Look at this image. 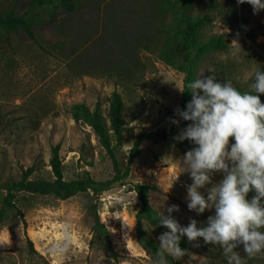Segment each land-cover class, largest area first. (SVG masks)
<instances>
[{
	"label": "rangeland",
	"instance_id": "1",
	"mask_svg": "<svg viewBox=\"0 0 264 264\" xmlns=\"http://www.w3.org/2000/svg\"><path fill=\"white\" fill-rule=\"evenodd\" d=\"M210 31L229 35L231 49L221 57L232 65L233 84L250 87L254 72L264 71V12H241L240 21L232 27L216 16ZM141 55L146 72L139 79L132 99L136 100L141 113L130 121L134 115L131 101L114 79L91 75L70 79L69 70L60 59L36 47L0 48V182L18 177L36 160L41 168L32 177L49 178L47 164L54 145L59 146L65 179L85 173L95 180L111 178V161L93 132L71 117L69 108L74 103L106 110L112 91L121 92L126 105V128H132L130 134L127 132V140L142 131L155 132L172 124L169 118L174 117L179 107L183 74L161 63L154 55L146 52ZM40 96L39 103L46 104L48 111L39 123L33 124L32 111L27 107ZM83 144L90 149L86 161L91 165L81 158ZM129 147L130 143H125L123 152ZM184 154L168 138L158 142L150 140L142 145L124 182L97 197L91 191L65 200L19 195L17 204L22 217L10 213L5 224L0 225V264H152L136 238L135 214L139 202L132 190L133 184L156 186L150 193L149 203L158 212V205L163 201L161 210L165 214L167 206L179 205V211L172 215L182 226H186L190 218L214 214V210L197 214L187 208L186 186L192 180L188 173H180L174 181ZM221 177L222 173H216L212 182H218ZM210 186L206 185L201 191L207 194ZM93 204L109 231L115 257L90 244ZM159 235L155 234L157 238ZM28 240L34 251L29 248ZM190 244V250L176 259L182 264H209L199 242L190 241Z\"/></svg>",
	"mask_w": 264,
	"mask_h": 264
},
{
	"label": "trees",
	"instance_id": "2",
	"mask_svg": "<svg viewBox=\"0 0 264 264\" xmlns=\"http://www.w3.org/2000/svg\"><path fill=\"white\" fill-rule=\"evenodd\" d=\"M250 11H253L251 5L238 4L237 0H0V48L36 47L42 53L60 59L68 68L70 79L83 75L114 79L129 96L134 113L129 120L133 121L141 111L136 100L132 99L139 79L146 72L141 52L154 55L161 63L182 73V88L201 74L211 75L209 68L214 69L219 82L231 80L232 65L221 57L231 49L229 35L211 32L210 27L216 16L232 27L240 21L241 12ZM234 86L241 91L250 90L244 84ZM259 95L264 102V94ZM190 99L191 93L185 89L179 98V108L184 109ZM40 100L41 96L35 98L27 107L29 112L32 111L30 121L33 124L39 123L48 111ZM125 108L123 95L116 90L112 91L106 110L99 106L91 109L81 102L69 108L73 120L88 126L105 151L112 165L111 178L95 180L85 173L71 180L65 179L59 146L54 145L47 164L49 178L32 177L41 168L36 160L18 177H8L0 182V225L5 224L10 213L22 217L17 204L19 195L53 196L65 200L91 191L97 197L122 184L146 141L158 142L168 138L182 153L194 147L189 140L174 139L191 123L184 120L179 126L170 124L155 132L142 131L127 140V132L130 134L132 128H126ZM125 143H130L126 153L122 150ZM89 152L90 149L83 144L81 158L91 165L86 161ZM155 189L156 186L144 183L132 185L139 202L135 214L137 242L152 264L159 248L155 234L167 230L157 224L159 212L149 203L150 193ZM253 194L250 192L249 198ZM92 211L90 244L115 257L109 231L100 221L96 204H93ZM207 217L206 214L205 218L196 219L198 227L201 222L206 223ZM198 242L209 264H227L219 246L204 244L202 238ZM28 245L33 250L30 240ZM180 246L185 249V254L190 250L191 244L186 236L181 239ZM237 250L245 264H264V254L249 258L242 245ZM167 264L182 263L168 256Z\"/></svg>",
	"mask_w": 264,
	"mask_h": 264
},
{
	"label": "clouds",
	"instance_id": "3",
	"mask_svg": "<svg viewBox=\"0 0 264 264\" xmlns=\"http://www.w3.org/2000/svg\"><path fill=\"white\" fill-rule=\"evenodd\" d=\"M237 3H248L254 14L264 10V0ZM208 71L211 75L201 74L179 87L181 92L190 91L191 99L184 109L177 107L169 120L177 126L181 120L190 121L174 139L194 145L179 161L174 181L180 173H188L192 183L186 186L187 208L197 214L214 210V214L199 227L194 218L182 226L172 215L179 205L167 206L165 214L164 201L159 204L157 224L167 230L158 237L154 264H167L168 256L182 257L185 249L180 242L185 236L219 246L227 264H245L237 250L241 245L249 258L264 254V102L259 95L264 94V71L254 72L248 91L231 80L219 82L214 69ZM216 173H222V179L213 183ZM206 185H211L207 194L201 191Z\"/></svg>",
	"mask_w": 264,
	"mask_h": 264
}]
</instances>
